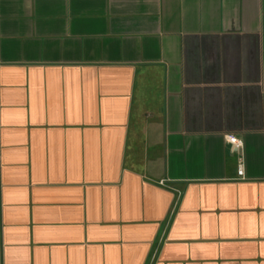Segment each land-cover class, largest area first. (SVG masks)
I'll return each mask as SVG.
<instances>
[{"label":"crops","instance_id":"1","mask_svg":"<svg viewBox=\"0 0 264 264\" xmlns=\"http://www.w3.org/2000/svg\"><path fill=\"white\" fill-rule=\"evenodd\" d=\"M0 264H264V0H0Z\"/></svg>","mask_w":264,"mask_h":264},{"label":"built area","instance_id":"2","mask_svg":"<svg viewBox=\"0 0 264 264\" xmlns=\"http://www.w3.org/2000/svg\"><path fill=\"white\" fill-rule=\"evenodd\" d=\"M226 140L229 142V143H233L237 146H240L241 143L239 141H237L236 139H234L232 136H228L226 137ZM242 172V166H239V173L241 174Z\"/></svg>","mask_w":264,"mask_h":264}]
</instances>
